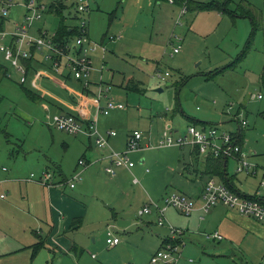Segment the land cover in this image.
<instances>
[{"label":"rangeland","instance_id":"obj_1","mask_svg":"<svg viewBox=\"0 0 264 264\" xmlns=\"http://www.w3.org/2000/svg\"><path fill=\"white\" fill-rule=\"evenodd\" d=\"M23 1L15 0L20 4ZM88 1V10L74 11L73 18L68 21L75 25L86 21L90 40L98 44L91 54L94 66L89 77L92 96L98 94L99 84L109 85L110 97L123 103L128 113L127 117L115 121V130L121 136L134 130L143 133L141 149L130 154L134 166L129 175L122 178L124 186L115 191L119 194L117 198L125 203L124 209L135 210L138 215L124 222L120 221L123 214L118 219H110L121 229L123 247L107 254L109 263L152 264L153 250L159 246L157 233L170 236L168 229L172 225L187 231L185 243L180 247V258H185L181 264H264L260 253L245 258L241 247L228 248L224 242L212 239L209 235L215 233V229L206 226L205 220L195 212L190 217L183 216L168 207L166 216L170 223L165 224L168 229L158 225L156 211L139 215L141 208L146 204H159L156 199L172 188L184 192L183 187L171 183L167 174L169 169L177 172L179 164L184 166L179 160L186 162L183 155L189 148L158 145L168 123L185 134L192 119L199 120L196 122L199 126L203 121L205 125L217 126L220 131L227 132L237 131L241 121H247L248 124L242 126L247 133L243 148L257 171L255 174L237 172L238 163L233 159H229L228 171L235 175L234 182L241 191L252 194L258 190L264 195V0H230L228 10L235 11L237 17L214 10L190 12L181 19V7L168 0ZM20 12H24L23 6L15 4L11 7V19L21 18ZM51 18L49 30H54L58 18L54 15ZM252 21L256 22L255 32ZM175 34L184 38L178 53L173 52L178 45L172 38ZM0 62L8 69V73L5 71L0 76V168L11 167L17 153L22 155V147L26 152L24 160L38 161L42 156L54 178L64 179L60 170L48 160L49 154L63 158L64 153L53 142V136L57 139L63 132L47 125V114L54 113L56 108L59 112L67 109L55 103L51 111H46L43 101L47 102V96L39 99V90L40 97L27 96L26 83H20L21 74L4 60L3 55H0ZM126 82H138L143 91L128 89ZM40 85L67 98L63 90L50 82L42 80ZM159 88L163 90L158 91ZM259 94L263 95L262 99L258 98ZM8 141L13 142L10 143L14 148L12 157L8 154ZM89 141L95 147L94 141ZM67 158L69 164L75 160L73 153ZM142 158L146 159L143 163ZM32 173L40 176L28 163L23 177H30ZM186 173L190 174L192 170L184 171L189 176ZM24 183L27 182L21 184ZM17 190L21 195L20 183ZM200 202L196 200L195 204ZM132 220L136 225L124 231ZM159 228L164 232L160 233ZM104 229L99 227L94 233L87 234L85 241L91 247H111ZM186 246L188 251H185ZM229 251L233 253L232 258L226 255ZM91 252L102 260L98 248ZM36 257L34 264L56 263L44 250Z\"/></svg>","mask_w":264,"mask_h":264},{"label":"crops","instance_id":"obj_2","mask_svg":"<svg viewBox=\"0 0 264 264\" xmlns=\"http://www.w3.org/2000/svg\"><path fill=\"white\" fill-rule=\"evenodd\" d=\"M14 3L21 5L15 2V0ZM21 13L22 12H20V15ZM17 15H19V13H17ZM51 17L52 15L47 16V24L44 23L48 28H50L52 21ZM21 18L19 17V19L13 20L9 12V22L4 23V27L9 28L15 21L21 20ZM28 67L26 82H20L21 85L26 83L27 86L24 88L27 96L31 94V97H37L39 96V90L41 92V94L39 93L41 95L39 99H43L44 95L47 96V102L43 101L46 111H51V108L53 109L52 106L56 103L66 108L67 110L65 112L73 114L80 113L79 100L83 91H85L81 81L71 76L69 77V75L67 76L66 69H61L63 73L57 72L53 70L49 64L42 61L34 60ZM4 68L0 71V76L3 75L5 71H8L7 68H5V70ZM42 80L58 86L59 89L66 93L67 98L61 97L57 93L54 94L49 92L41 87L40 83ZM138 82H131L129 84L126 82L125 85H127V88L130 90L143 91L141 86L139 88L140 84ZM91 85L90 81L88 92L92 95L90 91ZM56 109L54 113L60 111L58 108ZM125 110L126 109H115L112 110L109 115L98 114L96 111L95 98L92 97L91 101L87 104L85 115L87 118L95 120L100 131L104 134L107 130L116 129L115 126L117 125H115V121L128 116ZM54 113L48 112L47 119L49 120ZM196 122L193 121L191 124L204 128L210 127L205 125V122H202L201 126ZM47 125L53 126L49 123H47ZM167 126H171L174 135L177 136L181 134L180 129L177 127L174 128L173 124L168 123ZM241 127L242 125L240 124L237 131L228 132L240 135L243 145L245 146L247 133L245 129L241 131ZM56 129L63 132V134H58L57 139L53 134V142L60 147L64 156L61 159H57L54 154H49L48 160H51L56 168L60 170L64 179L55 178V185L46 186L37 181L28 180V177L24 178L23 173L28 163L32 164V168H35L39 175H41L43 171L49 170V166H46L47 164L44 162L45 159L42 156L39 157L38 161L24 160L23 158H26L24 157L26 152L25 149L21 147V144L20 150L23 151V157L20 153H17L11 167L6 168L2 166L3 168H0V264H34L37 258L36 256L42 250L48 252V254L52 256L53 260L56 262L55 264H65V262H71V264H110L106 256H108L107 254L110 255L112 252L121 250L123 247L122 238L119 244L114 246L109 244L111 247L100 249L99 247H91L89 243L85 241V236L94 233L97 228L101 227L106 229L108 237V226L115 225L114 233L120 237V227H118L115 221H110V219H118L123 214L120 221L124 222L129 219H134L138 213H135V210L129 211V209H124L125 203L120 201L119 198H117L119 194L117 195L115 193L119 187L124 186L122 178L129 175V171L132 167H115V175H112L106 169L113 165L109 157L111 151H122L126 147L128 136L131 134V131L121 136L116 130L117 135L108 138L109 143L106 147L100 148L95 144V147L98 148V150H95L94 144L92 145L91 141H89L90 139L94 141V139L89 137L86 132L70 134L61 129ZM10 143L13 142H9L7 148L9 156L12 157L14 148ZM187 147L189 149L187 153L183 155V158H186V162L179 160V163H183L184 166L182 167L179 164L177 172H170L171 170L169 169L167 174L169 179H171V183L183 187L185 189L184 192H178L179 190L175 187L163 197L156 200L160 202L159 204H162L165 196L171 193L184 194L191 198L194 204L196 200H201L198 205L195 204V214L201 216L202 219L205 220L206 226L212 227L215 229L214 232H218L223 237L222 239H215L210 236L213 234L211 233L209 236L212 239L224 242L228 248H233L234 246L241 247L243 249L242 255L245 258L246 256L256 257L257 254L260 253V256L264 259V224L253 217L230 209L222 203L216 204L207 212L203 211V200L201 195L207 181L212 179L204 173V161L207 156H202L197 147L188 145L184 148ZM71 153L74 154L75 160L72 164H69L67 157ZM180 154V157L179 154L177 157L181 159L182 150ZM81 158L86 159L90 165L82 168L79 165V160ZM145 161V158L141 159L142 163ZM191 170L192 173H186L189 176L184 174V171ZM76 171L81 172V176L74 181L75 187L71 188L70 184H67V180H69L68 178L70 176L72 177ZM147 171H149V169H147ZM213 179L221 182L216 177ZM24 181L27 183L22 185L21 183ZM18 183H20V189L23 191L21 195L17 190ZM235 186L238 188L236 183ZM240 193L242 195L249 194L241 190ZM252 194H256L258 197H264L258 190ZM2 195L4 196L2 197ZM108 197H111V199ZM106 198L108 200H106ZM130 207L132 208V205H130ZM132 209L136 208L134 207ZM174 210L178 214L183 215L175 208ZM165 218L166 222H169L166 212ZM133 225H136V222L132 220L130 224L124 228V231ZM159 226L168 229V227H165L166 225ZM159 232L162 233L164 230L159 228ZM167 239H169V236L166 237L157 233V244H159V246L153 250L152 256L154 255V251L160 249ZM38 243H41V246L36 252L35 249ZM94 248H98L102 255V260H98L96 255L91 252ZM110 248L112 249L110 250ZM185 251H188L187 246ZM85 254H87V257H85ZM93 255H95V257ZM226 255H231L232 258L233 253L229 251ZM57 256H59V258H57ZM184 261L185 258L184 260L180 258L178 264Z\"/></svg>","mask_w":264,"mask_h":264},{"label":"built area","instance_id":"obj_3","mask_svg":"<svg viewBox=\"0 0 264 264\" xmlns=\"http://www.w3.org/2000/svg\"><path fill=\"white\" fill-rule=\"evenodd\" d=\"M56 1H62L73 13L85 12L89 8L88 0H24L21 6L25 8L21 20L15 21L9 28L4 27V23L8 21L9 8L13 6L14 0H0V55L4 56V60L10 63L21 74L20 82H26L28 66L25 60H38L50 65V67L63 73L66 69L67 76L73 77L83 83L85 91L79 100V114L68 112H57L51 115L49 124L70 134H79L86 132L89 137L94 139L95 144L104 148L108 145V138L117 135L116 130H107L104 134L100 131L95 120L86 117L85 110L87 104L92 97L96 101V111L98 114L109 115L112 110L125 109L123 103L117 102L109 97L110 87L108 85L99 84V92L92 96L88 92L90 86L89 77L93 70V60L91 54L98 46L90 40L87 28V22L83 21L78 25L80 34L76 35L71 42L61 44L55 39V30H49L44 25L47 24V13L52 4ZM171 4H175L174 0H168ZM180 19L187 13V5H182ZM43 23V25H40ZM88 34V35H87ZM172 37V36H171ZM178 45L173 48L174 53H178L182 49L183 37L173 35ZM8 73V72H6ZM169 73L166 72V75ZM10 76V74H7ZM162 79H165L163 76ZM258 98L262 99L263 95L259 94ZM246 120H242L241 125L246 126ZM143 133L134 130L128 136L126 147L122 151L112 150L109 157L112 166L107 167V171L112 175L116 174L115 167L131 168L134 162L130 158V154L141 149V141ZM237 134L227 131H220L217 126L208 128L198 127L191 124L185 134L174 135L171 126L163 133L159 146H179L184 148L188 145L197 147L202 156L213 154L214 156L227 157L235 160L237 164V172L246 174H255L256 165L249 161L247 153L243 145L238 141ZM79 165L85 168L90 163L81 158ZM6 169V168H5ZM81 176V172H75L71 179L67 180L71 188L75 187L74 181ZM28 180L37 181L42 185H55L54 174L50 170L43 171L39 177L31 174ZM264 184V180L262 182ZM4 195H2L3 197ZM203 211L207 212L211 207L218 203H222L244 215L253 217L257 221L264 224V203L259 199L231 190L227 185L218 182L215 179H209L202 192ZM168 207H173L181 214L190 216L196 206L193 200L181 193H171L165 196L163 205L146 204L139 210V215L152 214L154 211L158 214V224L165 225V212ZM115 225L108 226L107 243L114 246L121 242L119 236L114 233ZM170 236L165 240L163 245L151 257L152 264H175L180 256V247L185 243L187 231L179 227L169 225ZM215 239H222V235L215 232L210 235Z\"/></svg>","mask_w":264,"mask_h":264},{"label":"trees","instance_id":"obj_4","mask_svg":"<svg viewBox=\"0 0 264 264\" xmlns=\"http://www.w3.org/2000/svg\"><path fill=\"white\" fill-rule=\"evenodd\" d=\"M155 1H162V0H155ZM174 2L176 5H179V6H182L184 4L187 5L188 13L217 10L220 12H228L233 17H237V13L235 11L228 10L227 6L230 0H174ZM47 13L49 14V16L54 15L58 18V24L54 28L56 32L55 39L57 42L61 44L71 42L72 39L76 35L80 34L78 25L72 24L68 21L69 18H73V16L71 15L72 14L71 11L68 10V7L65 4H63L62 1H56L55 4H52L51 8L48 10ZM254 21H252L253 32H255L257 29L256 22ZM0 28L2 27L0 26ZM25 63L27 66H30L31 60H25ZM3 68H4V65L0 62V71H2ZM224 69L225 67L222 69H216L214 73L218 71H222ZM192 120L194 122L199 121V120H194V119ZM242 129L244 128L241 127V131ZM238 137H239L238 139L239 143L243 145L241 136L238 135ZM204 162H205L204 173L207 176H209L210 178H215V177L218 178L222 183L227 185L231 190L240 193V190L235 186L234 175H231L228 171V158L227 157L214 156L213 154H210L206 157ZM245 195L253 197V198H257L262 203H264V197H258L256 194H245ZM40 246H41V243H38L36 245V249H35L36 252Z\"/></svg>","mask_w":264,"mask_h":264},{"label":"water","instance_id":"obj_5","mask_svg":"<svg viewBox=\"0 0 264 264\" xmlns=\"http://www.w3.org/2000/svg\"><path fill=\"white\" fill-rule=\"evenodd\" d=\"M162 90H163V88H159V89H158V91H162Z\"/></svg>","mask_w":264,"mask_h":264}]
</instances>
